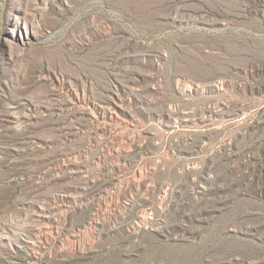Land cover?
<instances>
[{"label":"rangeland","instance_id":"374dc122","mask_svg":"<svg viewBox=\"0 0 264 264\" xmlns=\"http://www.w3.org/2000/svg\"><path fill=\"white\" fill-rule=\"evenodd\" d=\"M0 264H264V0H0Z\"/></svg>","mask_w":264,"mask_h":264},{"label":"bare ground","instance_id":"6f19581e","mask_svg":"<svg viewBox=\"0 0 264 264\" xmlns=\"http://www.w3.org/2000/svg\"><path fill=\"white\" fill-rule=\"evenodd\" d=\"M142 217V216H141Z\"/></svg>","mask_w":264,"mask_h":264}]
</instances>
